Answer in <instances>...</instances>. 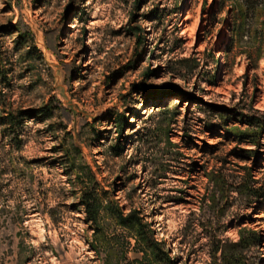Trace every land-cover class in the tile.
<instances>
[{
    "label": "rangeland",
    "instance_id": "374dc122",
    "mask_svg": "<svg viewBox=\"0 0 264 264\" xmlns=\"http://www.w3.org/2000/svg\"><path fill=\"white\" fill-rule=\"evenodd\" d=\"M215 1L0 0V116L55 108L23 122L20 148L0 126V264H104L70 159L140 212L172 264H225L215 247L243 228L262 242L240 264H264V202L240 191L264 190V129L260 145L230 133L264 115V11L237 32Z\"/></svg>",
    "mask_w": 264,
    "mask_h": 264
},
{
    "label": "trees",
    "instance_id": "16d2710c",
    "mask_svg": "<svg viewBox=\"0 0 264 264\" xmlns=\"http://www.w3.org/2000/svg\"><path fill=\"white\" fill-rule=\"evenodd\" d=\"M231 2L232 25L234 30L240 32L247 28L250 34L257 30L256 20L264 11V0H216L214 5L217 10L225 2ZM25 35H20L16 39L17 49H20L23 43H27ZM31 48L37 49L35 45H28ZM4 52L0 49V62L3 61ZM1 67V65H0ZM4 82L8 80V70H0ZM157 95L151 91H146L145 96ZM55 116V108L49 103L36 109L19 110L17 112H9L6 115L0 116V126H4V140L9 138V145L20 148L23 145V139L20 132L21 125L27 118H39L43 121L51 119ZM121 117V116H120ZM118 124L122 131V118L118 119ZM242 125L233 126L230 128V133L236 138L240 144L260 145V133L264 129V115H247L241 120ZM251 153L252 150H244ZM67 174H76L80 183L83 184L81 189V197L79 204L84 207L87 222L92 224L94 228V247L100 252L104 250V264H121L122 260L127 261V264H172L173 261L168 254V251L158 241L154 234V230L149 224L145 223L140 216L139 211H131L125 214L123 207L116 202L106 198L107 192L99 190V183L96 180L91 168L83 163H76L71 159ZM68 161V162H69ZM214 182L218 185L220 176L212 175ZM245 183V182H244ZM242 186H246L243 184ZM240 190V189H239ZM240 191H247L248 197L260 198L264 202L263 188L248 187L242 188ZM112 221L115 225L120 226L124 230L125 235L112 232L106 234L104 221ZM124 238L121 242V238ZM262 242V236L254 230L243 228L240 231V238L237 241L220 242L214 249V252L221 253V260L225 264H240L242 253L251 247L258 246ZM133 251L139 254L133 259L129 258L128 253ZM242 258V257H241Z\"/></svg>",
    "mask_w": 264,
    "mask_h": 264
}]
</instances>
